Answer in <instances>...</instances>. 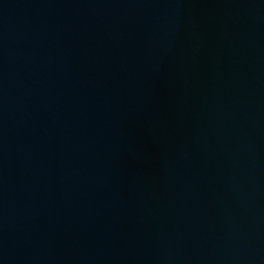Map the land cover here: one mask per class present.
<instances>
[{"label": "water", "instance_id": "1", "mask_svg": "<svg viewBox=\"0 0 264 264\" xmlns=\"http://www.w3.org/2000/svg\"><path fill=\"white\" fill-rule=\"evenodd\" d=\"M0 264H264V0H0Z\"/></svg>", "mask_w": 264, "mask_h": 264}]
</instances>
